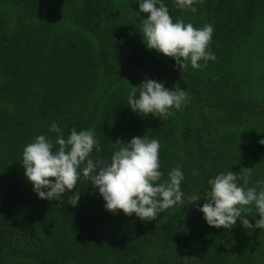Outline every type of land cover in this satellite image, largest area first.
Instances as JSON below:
<instances>
[{"label": "trees", "instance_id": "trees-1", "mask_svg": "<svg viewBox=\"0 0 264 264\" xmlns=\"http://www.w3.org/2000/svg\"><path fill=\"white\" fill-rule=\"evenodd\" d=\"M114 1L0 0V264H264V230L211 227L187 199L225 171L264 180V0H198L196 13L166 0L174 22L214 27L215 61L182 70L147 48L141 19ZM146 78L186 89V105L167 118L133 112L127 97ZM52 122L65 139L93 130L94 162H110L117 141L158 139V183L180 167L184 203L155 220L113 214L83 175L62 204L40 199L22 154L38 135L55 144Z\"/></svg>", "mask_w": 264, "mask_h": 264}, {"label": "clouds", "instance_id": "clouds-1", "mask_svg": "<svg viewBox=\"0 0 264 264\" xmlns=\"http://www.w3.org/2000/svg\"><path fill=\"white\" fill-rule=\"evenodd\" d=\"M198 0H175L176 7L197 12L194 6ZM140 12L149 13L141 20L143 40L148 49H154L175 60L176 66L186 69L190 63L193 69L207 67L208 61H215V54L209 49L214 33L212 24L195 28L191 23L176 20L169 13L166 0H137ZM181 58H183L181 60ZM203 60L201 65L199 61ZM138 93V94H137ZM188 101L186 89L174 85L169 89L163 82L145 79L139 87L133 86L127 97V105L141 116L151 114L167 118L172 109H181ZM50 132L56 133L55 144L45 135H38L23 149L22 166L25 177L33 185V191L40 199L60 201L62 194L75 189L81 175L98 189L105 201L104 208L116 214L118 210L126 216L135 214L140 220H155L158 213L184 203L185 193L181 184L185 180L180 167L170 170L168 178L161 181L158 139L133 137L130 142L117 141L120 145L111 155L110 162L95 161L90 154L101 151L100 141L93 130L77 131L73 128L65 139L60 126L52 122ZM264 144V140L260 141ZM58 147L54 149V146ZM83 165V167H81ZM217 174L208 181L210 189L201 196H189L188 204H195L211 227L233 228L239 220L243 228L264 230V180L248 186L250 168ZM198 171L194 170L193 175ZM54 178V179H50ZM243 180V184L239 181ZM207 202L199 206L201 198ZM80 192L68 196L69 204L77 206ZM247 206V207H246ZM259 214L255 219L252 214ZM251 215L255 224L246 218Z\"/></svg>", "mask_w": 264, "mask_h": 264}, {"label": "rangeland", "instance_id": "rangeland-1", "mask_svg": "<svg viewBox=\"0 0 264 264\" xmlns=\"http://www.w3.org/2000/svg\"><path fill=\"white\" fill-rule=\"evenodd\" d=\"M133 0H116V4L118 3L119 5L122 4L125 6V12L128 16H131L133 18H139V19H146L147 18V14H144L142 12H140L139 9V4L137 3V5H132ZM125 3V4H123ZM131 4V5H130ZM257 94V92H255Z\"/></svg>", "mask_w": 264, "mask_h": 264}]
</instances>
